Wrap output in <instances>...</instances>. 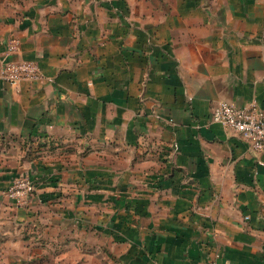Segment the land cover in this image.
Listing matches in <instances>:
<instances>
[{"label": "crops", "instance_id": "crops-1", "mask_svg": "<svg viewBox=\"0 0 264 264\" xmlns=\"http://www.w3.org/2000/svg\"><path fill=\"white\" fill-rule=\"evenodd\" d=\"M12 35L43 77L0 78V250L264 264V150L211 120L264 110V0H0V70Z\"/></svg>", "mask_w": 264, "mask_h": 264}, {"label": "built area", "instance_id": "built-area-1", "mask_svg": "<svg viewBox=\"0 0 264 264\" xmlns=\"http://www.w3.org/2000/svg\"><path fill=\"white\" fill-rule=\"evenodd\" d=\"M21 46L22 40L17 35H12L7 41L6 59L0 70V78L11 86L43 77L40 65L36 61L16 57L21 52ZM211 120L238 133L253 150H264V110L256 103L236 106L222 101L213 108ZM36 189L33 177L29 173H24L12 179L6 195L16 204L25 205ZM246 218L248 219L249 216ZM196 264H218V262L205 260Z\"/></svg>", "mask_w": 264, "mask_h": 264}, {"label": "rangeland", "instance_id": "rangeland-1", "mask_svg": "<svg viewBox=\"0 0 264 264\" xmlns=\"http://www.w3.org/2000/svg\"><path fill=\"white\" fill-rule=\"evenodd\" d=\"M0 264H53V262L52 260H48L45 263H37V262L27 263L26 261H23L19 256L13 255V253L9 252L8 250L1 249L0 250ZM77 264H83V263L79 262Z\"/></svg>", "mask_w": 264, "mask_h": 264}]
</instances>
